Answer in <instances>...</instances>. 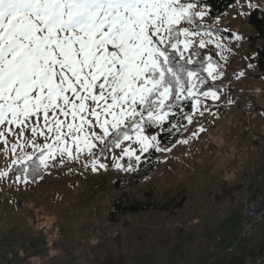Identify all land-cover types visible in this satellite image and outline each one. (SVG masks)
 Masks as SVG:
<instances>
[{
	"label": "snow or ice",
	"instance_id": "6c2138e0",
	"mask_svg": "<svg viewBox=\"0 0 264 264\" xmlns=\"http://www.w3.org/2000/svg\"><path fill=\"white\" fill-rule=\"evenodd\" d=\"M197 7L188 0H0V141L5 152L31 145L40 150L39 164L47 167V158L56 152L78 158L69 140L76 153L87 149L91 154L94 141L107 148L105 140L112 136L109 143L120 147L132 139V129L147 152L157 137L142 135V125L162 124L170 97L193 94L191 78L197 73L178 64L172 50L180 43L188 48L201 35L182 27L204 17ZM204 46L202 38L199 47ZM205 70L216 79L211 63ZM202 95L219 99L212 90ZM187 119L192 122L191 116ZM8 135L16 138L10 149ZM38 136L52 143L40 144ZM123 154L134 152L126 147ZM33 155L25 157L32 160Z\"/></svg>",
	"mask_w": 264,
	"mask_h": 264
},
{
	"label": "rangeland",
	"instance_id": "374dc122",
	"mask_svg": "<svg viewBox=\"0 0 264 264\" xmlns=\"http://www.w3.org/2000/svg\"><path fill=\"white\" fill-rule=\"evenodd\" d=\"M234 5L230 11H228L229 8L224 14L215 16L210 15L206 7L198 6L196 10L205 12L204 17L202 19L195 17L194 25L183 23L182 27L199 31L201 35L192 38L193 43L188 48H184L183 43L178 45L180 53L182 52L185 55L191 53L195 55V58L199 57L201 51L204 52L206 59L210 60L209 63L215 69L213 76L217 75V70L219 69L213 62V59L218 62V65H223L224 63L227 69H231L234 81L228 86L227 90L235 89V83L241 80V75L237 73L240 68L244 72L247 70V67L250 69L255 68V64L252 62L245 60L244 62L246 63H241L236 58L234 68H230L228 58L231 57V53L236 54L238 51L237 46H239L240 39L236 37L244 36L241 43L246 45L247 38L254 35L252 33L253 29L248 25V16L253 9L264 8V0H237ZM219 29L226 33H222V31L218 32ZM207 33H211V35L209 36ZM202 38L205 40V46L203 48L199 47V41ZM184 39L185 37L181 36V41ZM208 41L211 42L209 43ZM217 44L220 47H217ZM246 46L249 45L247 44ZM190 55L186 59L191 62L193 57ZM209 63H207L206 67H208ZM216 80L217 82L220 81L217 77ZM191 83H196V76L191 78ZM221 83L227 84L224 81H221ZM248 88V91L245 88L235 89L236 92L234 95L230 91L229 93L224 91L223 102L229 105V107L223 115L217 111L208 113L204 108L205 102L201 101L199 104L195 103L194 110L188 115L192 117V122H188V125H196V122L206 119L219 124V127L215 129L218 133L217 137L220 142L227 144L231 149L229 153L224 155L222 160H213L215 167L212 166L214 168L211 172L214 176L206 169V173L200 174V176L199 171L196 168H192L190 160L184 163L183 158H187L188 156L186 153L180 152V143H182L180 140L172 144H164L160 141L158 132H147L144 129L141 133L142 135L149 138L152 136L157 137L156 141L152 142L153 146L149 147L147 152L142 151L140 144L136 142L135 129H132L133 132L129 134L132 139L124 140L120 147L108 146L104 148L103 144L94 141L97 147L91 150V154H89L87 149L76 153L75 146L69 140V146L73 148V156H78V158L70 159L66 153L63 156L59 152L54 153L53 156L47 158V167L40 165L45 174L43 178H40L41 180L31 175L21 176V174L26 173L25 171L19 172L27 161L25 154L33 155L34 153L35 155L40 152L39 149H34L31 145H28L22 150L17 148L15 153L11 151L6 153L5 145L0 141V172H7L6 176H0V264H63V261L65 264H68L65 260L69 256V252L63 250L61 253H58L56 250L58 246L56 244L61 242L62 245L63 241L67 243L71 242L72 239H79L81 234L87 236L85 237L83 235V241L87 242L86 244L89 247L90 242L88 240H92V237L94 239L98 237L100 244L103 242V248L97 249V255L103 257L106 253L105 251L109 250V247H113V244H115L113 241L115 235L110 238L107 236L108 233L102 234L100 231L90 233L87 230V225H90V223H95L102 229H106L105 226L107 228L115 227V224H120L128 217H137L140 218L141 225L147 228L148 226H153V220L150 215L163 217L164 208L169 207V204L177 203L181 199L182 196L179 193L181 185L194 182L195 185L202 187L201 184L205 183L207 187L214 191L217 189V185H212L210 181L214 177L216 180L224 179L231 184V179L241 176L240 174L247 167V156L245 158V153L238 157L234 156L235 149L245 145L246 136L244 137V135H247L249 129L253 128L255 132L261 130L260 132L264 136V110L255 109V106H264V79L260 77L252 79L249 82ZM192 90H194V87ZM199 98L205 100V96L203 95ZM206 99L208 100L207 102L218 101L213 100L210 96L206 97ZM210 115L212 117H209ZM95 130L97 132L100 131L99 128ZM132 130H129V132ZM185 132L187 133L186 128L184 130ZM229 132L235 133V141L231 140L229 136H226V133ZM28 135L30 133H26V136ZM110 138L112 136L106 138L105 144L110 142ZM7 139L9 141L7 147L10 149L11 144L16 143V138L8 135ZM36 140L40 144L52 143L51 138L45 141L42 136H38ZM216 146L219 149L221 148L220 144ZM126 147L134 152L131 157L123 154V149ZM157 148L160 150L157 151ZM153 151L156 152L157 160L160 162L157 169L139 185H131L123 190L116 189L114 183L117 179L130 181L133 180L135 174L132 163L126 166L124 159L136 160V156L141 157L145 154H151ZM21 157H25L23 163L20 162ZM13 160H16L17 163H12ZM94 162L95 171H93ZM177 162H180L182 165L180 170L173 167L176 166ZM236 162L238 163L236 164ZM101 164L105 165V167H100ZM117 164L122 165V167L117 168ZM130 165L131 167H129ZM33 166H30L31 171L35 172L37 167ZM218 187L223 190L225 188L227 189L229 185L225 182L223 186ZM148 194L150 197H147ZM246 197L247 195L244 198ZM117 200H121L123 204L127 202H138L144 205L152 203V206L138 212L137 215L132 213H119L116 218L110 220L109 214ZM202 209H207V207L203 206ZM227 210L228 208L222 207L220 210L211 214H207L206 212L201 213L198 225L187 227V229L193 228L191 230L193 236L186 243L189 241L193 243L196 240L195 244L201 242L204 246L211 245L213 234L218 233L216 230L213 231L211 226L213 223H218V221L222 220ZM195 211L197 210L194 208L185 209L186 214H191ZM159 220L162 222L161 218ZM229 220L228 225L223 224V228L227 229L229 235L226 239L232 240L238 233V231L232 229V224H235L237 217ZM77 223H79L78 226L81 229L79 236L76 230ZM82 223L83 226L80 225ZM84 223L86 224L84 225ZM259 229L249 238L241 239L238 237L237 244L239 245L241 243V246L244 247L252 244L259 245L260 238L264 235V229L260 231ZM60 230L65 235L58 236L57 233ZM200 230L204 231V233L198 234L197 232ZM108 239L110 242L112 240L113 243L111 242L112 244L109 245ZM78 242L81 241L79 240ZM92 244H95L94 240ZM237 244L233 246L234 249L237 248ZM162 246V241L148 242L145 248L146 253L138 260L139 264H154V262L163 264L164 256L161 257V252H159ZM188 246L189 248L194 247L191 245ZM36 249H40V251ZM81 249H83L82 252L76 258L78 264H90L91 261L85 254L86 251L84 248ZM153 249H155V252ZM67 251L70 250L68 249ZM184 254L183 257L190 255L187 253ZM261 258L264 259V256Z\"/></svg>",
	"mask_w": 264,
	"mask_h": 264
},
{
	"label": "crops",
	"instance_id": "0c3cea01",
	"mask_svg": "<svg viewBox=\"0 0 264 264\" xmlns=\"http://www.w3.org/2000/svg\"><path fill=\"white\" fill-rule=\"evenodd\" d=\"M233 6L230 7L228 11H230ZM220 31L222 30L219 29L218 32ZM223 32L224 31H222V33ZM242 38H244V36H240V43L239 46H237V53H231V57L228 58V64L230 68H234V64L236 62L235 58L236 60L239 59L241 63H246L244 62L245 60L247 62L253 63L248 53V46H246L248 43L246 45L241 43ZM213 62L219 68L217 70V75L215 76L220 80L217 83L225 86V89L221 91L215 90L217 95L219 96V99H213L218 101H211L210 103L217 105V107L209 109L205 103L204 108L208 111V113L217 111L219 112V114L223 115L226 113V110L229 107V105H226L223 102V96L225 95L224 91H227L228 93L230 91L232 95H234V93L236 92L235 89L245 88L248 91V85L252 79L257 77H260L261 79L264 78L260 75L261 73L259 72L256 65L254 66L255 68L252 69L247 67V70L245 72L240 68L237 73L238 75H240L241 72L243 73V75H241V80L235 83V89L227 90L228 86L234 81L232 71L231 69H227L224 63L223 65H218V62L215 59H213ZM221 73L223 75H220ZM221 81L227 82V84H223L221 83ZM205 100L208 101L206 97ZM255 109L264 110V106H255ZM209 117L212 116L210 115ZM189 125L187 124L188 128L186 126L187 133L185 132L179 139L180 141H187V143H180L181 147L179 148L180 152L186 153L188 156L187 158H183L184 163H187L190 160L192 163V168H196L199 171V175L206 173L205 169L211 172V170L215 167L213 165V160H222L224 158V155L226 153H229L231 149L227 146V144L220 142L217 137L218 133L215 131V129L219 127V124L206 119L204 121L196 122V125ZM201 128H203L204 131H200ZM260 131L255 132L253 128H250L247 135H244L242 133L244 137L246 136L245 145L243 147L240 146L238 149L234 148V156L238 157L245 153V158L247 156V167L240 174L241 176H237L236 178L231 179V184H229V181H226L224 179L216 180L214 179V177L210 180L212 182V185H217V189H215L214 191L207 187L205 183L201 184L202 187L195 185L194 182H189L186 185H181L179 189V193H181L182 196L181 199L177 203L169 204V207H165L166 209L164 208L163 210V217L150 215L153 220V226H148L147 228L141 225L140 218L128 217L123 221L124 223L120 221L122 224H115V227L110 228H107L105 226L106 229H102L95 223H90V225H87V230L90 233H92L93 231H100L102 232V234L108 233L107 236L110 238L115 235L113 237V241L115 244H113V247L110 246L109 250H106L105 252H113L115 254L123 253L127 258L128 264H139L138 260L143 254L146 253L145 248L147 246V243L159 241L163 242V246L159 251L161 252L160 256H164V259L162 261L163 264H233L237 258H240L249 253H264V235L260 238L259 245L252 244L248 245V247H244L241 246V243H239V245L237 244V238L240 237L242 233V199H244L246 195L250 194L254 190L258 193L261 192L262 194H264V136ZM234 134V132H229L226 133V136H229L231 140L235 141ZM219 144L221 145L220 149L216 146ZM235 145H237V143H235ZM237 163L238 162H236V164ZM173 167H175L177 170H180L182 165L180 162H177L176 166ZM211 175L214 176L212 172ZM221 181L223 182L220 183ZM225 182L228 183L229 187L227 189L225 188L221 190L218 186H223ZM180 201H182V204L180 206H177ZM203 206H206L207 209H202ZM222 207L228 208V210L226 211L225 216L222 220L218 221V223H213L211 226L213 228V231H218V233H215L212 236V244L207 246H204L203 244H201V242L195 244L196 240H194L193 243L191 241L186 243V241L193 236V232H191L193 228L187 229V227L198 225L201 213L206 212L207 214H211L217 210H220ZM187 208H194L197 211H195L196 213L194 212L191 214H186L185 209ZM132 214L137 215V213ZM234 217H237V220L235 224H232V229L238 231V233L234 237V239L227 240L226 238L229 235L227 233V229L223 228V226L228 225L230 221L229 219L232 220V218ZM160 218L164 223L160 222ZM78 224L79 223L76 224V230L78 231L79 236V231H81V229L79 228ZM85 224L86 223H84V225ZM80 225L83 226V223ZM261 229H264V225L260 227L259 231ZM62 230L64 231V229ZM58 232V236L64 234L61 230ZM197 233L202 234L204 233V231L200 230ZM83 235L81 234V236H79V239H72V243H66L63 241L62 245L61 242H58V244H56V246H58L56 248L58 253H61V251L63 250L69 252V256H67L65 260L66 263L78 264L76 258L78 257L79 253L82 252L83 249L81 248H84V250L86 251L85 254L89 257L90 261L95 258H102L97 255V249L103 248V242H101L100 244V242H98V237H95V239L94 237H92V240H88L90 242L89 247V245L86 244L87 242L83 241ZM79 240L81 242H78ZM93 240L95 241V244H92ZM113 241L111 240L112 243ZM111 242L108 239L109 245L112 244ZM233 242H235L238 246L236 249H233V251L230 252V249L233 248L234 245H236ZM63 245L64 247H62ZM188 245L194 247L189 248ZM68 249L70 251H67ZM36 250L40 251V249ZM153 251L155 252V249H153ZM184 253L190 255H188L187 257H183V255H185ZM105 254L103 255V257L105 256ZM59 256H61V254H59ZM63 264H65L64 261ZM154 264L157 263L154 262Z\"/></svg>",
	"mask_w": 264,
	"mask_h": 264
},
{
	"label": "trees",
	"instance_id": "16d2710c",
	"mask_svg": "<svg viewBox=\"0 0 264 264\" xmlns=\"http://www.w3.org/2000/svg\"><path fill=\"white\" fill-rule=\"evenodd\" d=\"M236 1L237 0H188V2L197 3L198 6L206 7L208 13L212 16L224 14L231 6L234 5ZM248 25L253 29L254 33L253 36L247 38V43L249 45L248 53L251 60L257 66L259 72L261 73L260 75L264 78V9H253L248 16ZM172 51L175 55V61L178 64L183 65L186 70L196 72L197 75L196 83H194L195 87L194 90H192L194 95L190 96L187 91H184L180 94L179 100H176L175 96L173 95L165 104L164 111L168 112V116L162 122V124L144 123V125L142 126L144 131L158 132V137L164 144H172L183 136L184 130L188 124L186 117L194 110L196 100L205 102L206 106L209 109L217 107V105L207 102L206 100H203V98H199L203 92H207L209 90L221 91L225 89V86L217 83V81L209 76L208 72L205 70L207 69V63H209L210 60L206 59V55L204 54V52L199 50L201 51L200 55L198 58H195V55L191 53L185 55L182 52L180 53L179 50ZM189 55L193 57V60H191V62L186 59ZM200 78H203L204 83H200ZM184 86L185 88H187L189 87V84L186 82ZM169 104L172 105L171 108L167 107V105ZM174 125L175 127H173ZM132 132L133 130L130 131L129 134H131ZM108 146L113 147L110 143H108ZM39 155L40 152L36 153L33 156L32 160L26 161L22 170H19V172H23L25 168H27V171L25 172L26 174H21V176L31 175L38 179L44 177L45 174L43 173L39 164ZM156 156V152L153 151L151 152V154H145L141 156L139 161L125 158V165L127 166L128 164L132 163V168L134 169L135 174L133 176V180L130 181L126 179H117L114 183L115 188L123 190L131 185H139L141 182H143V180L147 178L152 172H154L160 165V162L159 160H157ZM30 166L37 167L35 172L31 171ZM147 197H150L149 194L147 195ZM181 204L182 201H180L177 206H180ZM151 206L152 203H147L144 205L138 202H127L126 204H123L121 200H117L109 214V219L113 220L117 215H119V213H138ZM262 256H264V253H249L240 258H237L233 264H246L249 260H254ZM90 264H128V261L123 253L115 254L113 252H108L102 258L93 259Z\"/></svg>",
	"mask_w": 264,
	"mask_h": 264
},
{
	"label": "bare ground",
	"instance_id": "6f19581e",
	"mask_svg": "<svg viewBox=\"0 0 264 264\" xmlns=\"http://www.w3.org/2000/svg\"><path fill=\"white\" fill-rule=\"evenodd\" d=\"M260 195H264L262 193H258L257 191H253L250 194L247 195L246 198H244L241 202V212L243 216V220L246 219V212L249 208V199L253 196V199H260ZM264 198H261L260 201H258V204L256 205V212L257 214H264ZM264 224V215H259V219L254 220V227H255V233L258 231V229ZM234 249L231 248L230 252H232ZM246 264H264V259L259 257L254 260H250Z\"/></svg>",
	"mask_w": 264,
	"mask_h": 264
},
{
	"label": "built area",
	"instance_id": "2783aa9c",
	"mask_svg": "<svg viewBox=\"0 0 264 264\" xmlns=\"http://www.w3.org/2000/svg\"><path fill=\"white\" fill-rule=\"evenodd\" d=\"M264 198V195H260V199H253V196L249 199V208L246 212V219L242 223V233L240 235L241 239H246L255 234L254 220L259 219V215L256 212V205L258 201Z\"/></svg>",
	"mask_w": 264,
	"mask_h": 264
}]
</instances>
